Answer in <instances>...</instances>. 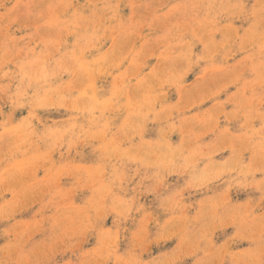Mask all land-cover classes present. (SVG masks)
Returning <instances> with one entry per match:
<instances>
[{"label":"rangeland","instance_id":"1","mask_svg":"<svg viewBox=\"0 0 264 264\" xmlns=\"http://www.w3.org/2000/svg\"><path fill=\"white\" fill-rule=\"evenodd\" d=\"M0 264H264V0H0Z\"/></svg>","mask_w":264,"mask_h":264}]
</instances>
